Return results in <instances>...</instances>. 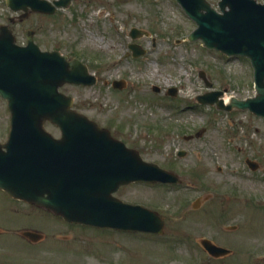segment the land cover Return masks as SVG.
<instances>
[{
    "label": "rangeland",
    "instance_id": "374dc122",
    "mask_svg": "<svg viewBox=\"0 0 264 264\" xmlns=\"http://www.w3.org/2000/svg\"><path fill=\"white\" fill-rule=\"evenodd\" d=\"M208 1L219 10V0ZM15 14L0 0V24ZM11 26L19 43L26 41L24 30L33 28L44 48H58L89 64L100 80L67 87L75 109L182 178L180 183L133 182L117 192L125 201L158 210L165 218L163 233L79 223L63 230L64 220L45 214L35 220L56 228V237L47 242L51 252L36 251L27 264H264L259 254L264 253V117L196 100L210 89L226 90L223 97L229 99L253 96L254 70L246 56L228 57L200 39L188 40L197 24L176 0H75L54 15L33 13ZM132 27L150 35L133 39ZM132 42L146 54H127ZM114 79H124L126 86L113 87ZM171 87L177 95L167 93ZM10 119L0 97L1 142L7 140ZM46 128L60 136L52 123ZM247 158L257 167H250ZM197 197L205 199L194 207ZM16 208L0 190L3 229L21 218ZM205 237L233 254L210 255L200 242Z\"/></svg>",
    "mask_w": 264,
    "mask_h": 264
},
{
    "label": "water",
    "instance_id": "95a60500",
    "mask_svg": "<svg viewBox=\"0 0 264 264\" xmlns=\"http://www.w3.org/2000/svg\"><path fill=\"white\" fill-rule=\"evenodd\" d=\"M71 2L7 0L12 9L24 10L20 19L29 14L30 7L53 13L57 6L68 7ZM179 2L198 23L190 40L201 38L209 48L248 56L255 69L254 96L232 97L226 104L220 98L223 90H210L198 95V101L228 110L249 109L264 117V3L220 0V13L208 0ZM25 34L28 43L21 45L8 25L0 26V95L11 112L9 138L0 142V187L69 221L162 233L165 219L158 211L126 202L115 193L134 181L180 182V177L145 160L108 128L73 109V97L60 92V86L67 82L92 85L97 78L78 57L68 59L59 50L43 51L34 41L33 30L26 29ZM130 34L136 38L149 32L133 27ZM130 47L134 56L146 51L136 43ZM201 76L212 86L204 71ZM121 81L113 85L123 87L125 81ZM46 120L61 129L60 137L45 129ZM201 201L198 198L194 206ZM202 243L215 255L231 252L210 239Z\"/></svg>",
    "mask_w": 264,
    "mask_h": 264
},
{
    "label": "flooded vegetation",
    "instance_id": "af4514ba",
    "mask_svg": "<svg viewBox=\"0 0 264 264\" xmlns=\"http://www.w3.org/2000/svg\"><path fill=\"white\" fill-rule=\"evenodd\" d=\"M39 14H45V13H39ZM41 47L45 50L58 49L55 47L44 48L42 45ZM67 55L68 57L75 56L73 54H67ZM94 73L98 76V79L100 80V77L97 74V72ZM69 85L71 84H64L61 87V90L67 93L68 92L67 87H69ZM47 123L50 122L46 121V124ZM3 193L7 197H9L12 202L16 203L17 208L15 209V211L19 213L17 215L21 216V218L17 220L16 219L12 220L10 222L8 221L6 223L7 225L5 229H3L0 226V254L2 255V257L4 256L3 258L0 259V264H27L26 262L28 258L31 259L36 251H38V253H40L41 251H46V253L51 252L47 242L50 239L56 237L57 233H55L54 231L56 230V228L44 227L35 220V217L37 218L39 216H45V214H51L53 216H57L65 221V225L61 226L63 230H67L68 227L74 224L66 221L64 218H62L59 215H55L54 213L43 207L30 204L21 199H15L10 195H8L7 193H5L4 191ZM19 224H21V226H15ZM13 229H14L13 232H9L12 234H7V230L9 231ZM232 254L233 253L226 256H230ZM215 258L219 259L218 257Z\"/></svg>",
    "mask_w": 264,
    "mask_h": 264
},
{
    "label": "bare ground",
    "instance_id": "6f19581e",
    "mask_svg": "<svg viewBox=\"0 0 264 264\" xmlns=\"http://www.w3.org/2000/svg\"><path fill=\"white\" fill-rule=\"evenodd\" d=\"M228 98H229V97H225L226 102L228 101Z\"/></svg>",
    "mask_w": 264,
    "mask_h": 264
}]
</instances>
